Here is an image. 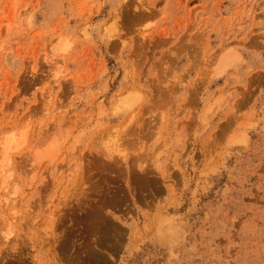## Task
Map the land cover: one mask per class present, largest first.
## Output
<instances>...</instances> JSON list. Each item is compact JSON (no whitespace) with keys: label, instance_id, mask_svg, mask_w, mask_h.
<instances>
[{"label":"rangeland","instance_id":"1","mask_svg":"<svg viewBox=\"0 0 264 264\" xmlns=\"http://www.w3.org/2000/svg\"><path fill=\"white\" fill-rule=\"evenodd\" d=\"M0 264H264V0H0Z\"/></svg>","mask_w":264,"mask_h":264},{"label":"bare ground","instance_id":"2","mask_svg":"<svg viewBox=\"0 0 264 264\" xmlns=\"http://www.w3.org/2000/svg\"><path fill=\"white\" fill-rule=\"evenodd\" d=\"M129 102H130V100H129ZM138 103H139V102H138ZM11 140H12L11 137H8L7 140H6V143H7L6 145H9V147H10V146L12 147V145H13V144L11 143ZM110 141H112V140H110ZM115 142H116V141H115ZM4 145H5V144H4ZM6 145H5V146H6ZM5 146H4V147H5ZM9 149H10V148H9ZM4 157H5V156H4ZM4 157H3V158H4ZM4 159H5V158H4ZM5 160H6V159H5ZM3 161H4V160H3ZM5 163H6V162H5ZM112 223H113V222H112ZM112 223H111V224H112ZM111 226H112V225H111ZM109 228H110V226H109ZM112 230H113V229H112ZM108 231H109V229H108ZM109 232H110V231H109ZM98 258H99V257H98Z\"/></svg>","mask_w":264,"mask_h":264}]
</instances>
